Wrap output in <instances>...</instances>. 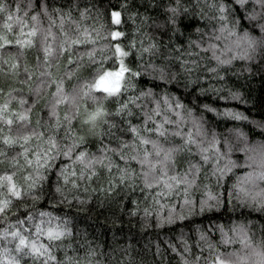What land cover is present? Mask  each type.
Instances as JSON below:
<instances>
[{
    "label": "clouds",
    "instance_id": "1",
    "mask_svg": "<svg viewBox=\"0 0 264 264\" xmlns=\"http://www.w3.org/2000/svg\"><path fill=\"white\" fill-rule=\"evenodd\" d=\"M0 264H264V0H0Z\"/></svg>",
    "mask_w": 264,
    "mask_h": 264
}]
</instances>
